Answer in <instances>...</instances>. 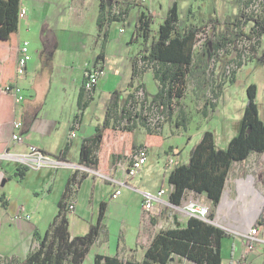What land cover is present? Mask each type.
<instances>
[{
  "label": "crops",
  "instance_id": "obj_1",
  "mask_svg": "<svg viewBox=\"0 0 264 264\" xmlns=\"http://www.w3.org/2000/svg\"><path fill=\"white\" fill-rule=\"evenodd\" d=\"M125 1L128 3L127 8H122L119 0H102V14L105 20L102 21V31L100 32L97 22L101 14L99 9L100 0H19L18 2V11L21 7H24L27 14L20 18L17 11L11 81L14 78L17 47L23 40L29 42L31 59L27 64L24 75L17 78V82L22 87L24 94L21 102L15 103L9 94L10 97L0 94V119L3 115L6 101H8L9 105L8 118L0 121V187L7 185L13 179L24 180L27 178L28 172H33L31 178L34 177L36 180L33 185L35 193L37 194L38 191H41L42 195L46 196L45 193L51 191L55 180L61 174L60 178L63 179L62 183L64 184L60 196L55 200L58 203L67 180L74 177L78 180L73 193L74 209L67 214L68 231L71 236L85 234L90 224H95L98 215V211L96 214L93 211V200L85 202L80 198L79 191L88 175L93 178L100 175L84 171L81 168L83 165H80L78 160L81 144L85 139L90 138L95 129L101 125L105 112L98 124L97 122L100 119L98 116L87 120L84 119L85 110L89 101L101 94L106 98L107 108L111 92L115 90L122 91L119 95L117 106L110 113V121L123 124L126 114L122 112V107L125 106L127 108L130 100L129 95L135 92V86L138 85L136 84V77L132 86H129V79L125 87H110L115 80L116 73L110 76L107 67L109 62H111V57L115 59H117V55L120 58L122 57L120 52L122 44L110 39L107 26L114 21L126 22L129 8L132 6L136 8L137 15L133 22V31L129 40L125 41L127 45L133 44V42H138L139 44L138 49L130 58L131 78L132 59L141 48V40L136 39L134 35V26L138 14L142 10L145 11L144 7H146L154 15L156 25V23L162 22L166 11L170 7L168 6L169 0H163L164 5H162L161 10L156 9L159 2L156 0H147L144 7L137 4L136 0ZM254 2L255 0H233V6L238 11L247 3L248 6L244 8V10H247ZM125 9L126 12L123 13L122 11ZM262 9V12L259 13L264 17V0H262ZM189 14L193 16L192 10L189 11ZM208 19L213 18L205 16L202 18L201 23L195 21L192 25L199 26ZM210 25L212 24L208 23L207 27ZM116 49H119V51L116 52ZM95 62L103 68L104 75L94 86L91 97L85 99L84 94L80 97L85 80V71ZM109 72L111 71L109 70ZM9 82H6L5 85ZM142 84L144 85V83ZM5 85L0 88V92L5 93ZM144 88L151 94L156 91L152 92L147 87ZM126 98L128 99L127 103L124 100ZM214 100L217 101V97ZM78 109H81V114L77 118L78 125H73L76 119L75 112ZM206 116L198 118L197 121L193 114L184 113V126L176 123L173 125L167 124L168 122L162 124L160 131L164 136V140L159 146L146 148V162L139 170L140 175L147 173L149 168H154L158 174L161 173V183L156 191L160 187H165L164 180H167L170 171V169L165 167L167 155L174 153L177 164L187 163L193 148V146L190 148L189 145L191 136L201 131L199 130L198 122L206 121L209 118ZM13 120L21 123V127L18 130L19 141L11 139V122ZM145 127L140 123L136 125V128H139L142 132V143L140 146L145 138ZM71 129H74L76 136L70 138ZM31 147H35L38 151H45L48 155H42L44 158H49L51 162H43L38 168H33L28 165H22L15 159L3 158L5 153L10 155H28L31 158H35L36 153L32 151ZM132 148L135 153L137 148H134L133 145V134ZM54 155H60V159L53 157ZM132 155L133 153L126 157H121L117 162L128 163ZM250 156L260 161L257 178H254L251 173L242 172V170H238L232 175H227L220 201L213 213L212 223L229 233L221 241V264H264V212L262 206L264 205V152H251L247 159ZM148 161L149 164L147 165ZM18 168L24 169L22 177L15 175ZM51 169L53 171L50 177L46 178L43 176L45 171L48 173ZM109 175H114V169ZM231 176L233 177L232 179H230ZM3 180L5 182L2 186ZM102 180L110 188V197L115 185L106 181L103 177ZM137 180L138 178L135 176L123 188L127 190L136 189L133 185H135L134 181ZM94 187L95 183L92 184V190H94ZM138 192L140 194L136 208V213L140 217L138 225L130 226L129 222H127L129 218L128 201L119 200V205L123 206L124 209L121 216L122 225L127 222L126 234L123 233L120 238V233L116 238L114 248H111L109 231L107 229L104 232L102 229L91 244L89 252L94 251L96 245H101L103 249L96 250L95 254L117 255L119 258L124 259H132L129 256L132 253L142 255L144 249L160 229L180 228L186 225L189 216L184 209L185 201L195 198L200 203L209 202L204 194L188 191L181 203L176 205V207L175 204L169 202L168 195H163L161 201L155 202L153 210L148 213L141 210V191ZM3 194L6 195V192H3ZM6 197L7 204L5 207L1 206L2 208L0 209V260H21L38 246L40 236L45 233L51 223L50 220L47 222L41 221L43 218L42 201L46 197L36 206L37 216L33 214L34 211H27L23 205L25 211L30 214V219L23 218L18 211L19 205L11 203L9 197ZM57 210L58 206L56 204L52 214L53 217ZM112 213L110 203L107 201L104 216L112 215ZM39 219L40 222H38ZM104 225L107 227V224ZM253 226L258 228L257 238L259 240L255 241L253 248L246 253L245 257H241V253L247 245V239L243 236V233H248Z\"/></svg>",
  "mask_w": 264,
  "mask_h": 264
},
{
  "label": "trees",
  "instance_id": "obj_2",
  "mask_svg": "<svg viewBox=\"0 0 264 264\" xmlns=\"http://www.w3.org/2000/svg\"><path fill=\"white\" fill-rule=\"evenodd\" d=\"M256 1V0H255ZM19 0H0V88L12 79L11 66L13 46L17 28V11ZM138 4V3H137ZM140 5V4H139ZM245 3L237 13L231 16V31L226 33L218 30L217 19H208L199 26L179 27L177 5L172 3L166 11L161 23L155 26L154 15L144 7L145 11L138 14L135 26V38L141 40V48L132 59V72L129 86L133 85L138 75L137 61L141 60L152 68V75L157 82L154 93H148L142 83L136 85L144 92V109H155L158 115H171L174 105L184 97L187 80L194 65L193 44L199 32L211 23L214 33L212 47L214 50L225 47L228 42L245 35L254 50L256 46L254 34L264 35V17L261 13L246 14ZM143 7V6H142ZM262 8V5H261ZM101 14L97 20L99 32L102 31L103 4L100 0ZM126 12V9L122 11ZM122 14V13H121ZM251 23L249 32L242 30L243 23ZM254 31V33H253ZM232 35L233 37H228ZM213 54V52H212ZM3 88V87H2ZM1 91V90H0ZM83 88L80 97L83 96ZM122 91L111 92L110 101L105 111V117L90 138L81 144L80 165L86 166L103 175L113 171L117 160L133 152L132 134L137 123L147 127L141 147L159 146L164 140L161 120L151 122L149 114L138 110L132 113L135 105V92L131 93L127 108L122 107L126 119L123 124L111 122L110 113L117 106ZM1 95L9 96L3 92ZM10 97V96H9ZM0 121L9 116L8 101ZM146 113V114H145ZM150 119V120H149ZM180 123L185 125L184 111H180ZM43 155H48L40 150ZM251 152H264V120L258 116L256 101V86L251 83L246 88V103L240 120L239 130L228 142L221 147L215 144L214 133L204 130L199 141L193 146L189 161L176 164L170 169L167 177L173 190L168 196L169 202L179 205L188 191L204 194L212 205H216L221 197L225 180L234 161H245ZM53 157L60 159V155ZM1 167V159H0ZM24 169L18 168L15 175L22 177ZM251 180V178H250ZM78 180L69 178L58 200V210L45 233L40 236L38 246L21 259H11L0 264H82L91 244L102 230L106 203H99L95 224H90L83 235L71 236L68 231L67 201L76 187ZM7 197L1 196V206L5 207ZM264 212V205H263ZM213 218L212 211L209 219ZM229 233L211 222L190 216L184 227L160 229L151 239L142 253L140 260L119 258L117 255L95 254L93 264H168L171 256L176 254L193 264H221V241Z\"/></svg>",
  "mask_w": 264,
  "mask_h": 264
},
{
  "label": "rangeland",
  "instance_id": "obj_3",
  "mask_svg": "<svg viewBox=\"0 0 264 264\" xmlns=\"http://www.w3.org/2000/svg\"><path fill=\"white\" fill-rule=\"evenodd\" d=\"M122 8H127L128 3L125 0H119ZM128 1V0H127ZM135 1V0H130ZM159 1L156 6L157 10H161L164 5L163 0ZM177 5L178 14V26L186 27L191 26L193 22H202V18L205 16H211L213 19H218L220 23L216 24L217 29L223 32L231 31L232 25L230 24L231 16L237 13V9L233 6V0H169L168 6L172 3ZM215 9V11H214ZM192 10L193 16L189 14ZM261 7H250L245 10L246 14L252 15L253 13L262 12ZM137 10L134 6L129 8L126 22L114 21L107 26L110 39L122 44L120 52L122 57L117 59L111 57L107 70L109 75L115 74V80L110 87H125L130 79L131 63L130 58L138 49V42L127 45L125 41H128L133 31V22L136 18ZM226 17V18H225ZM159 23V22H158ZM156 23L155 26L158 25ZM251 23H243L242 30L249 32ZM122 28V31L119 30ZM213 28L212 26H206L204 30L198 33L197 38L193 44L194 50V65L191 68L190 74L187 80V87L184 97L178 101V104L174 105V109L171 115H158L155 113V109H144V96L138 95L135 99L134 109L132 113L138 110H142L149 114L152 121L157 122L161 120L162 124H174L180 123V111L183 110L185 114H193L198 118L209 117L206 121L198 122L199 133H195L191 136L190 148L196 144L201 136L202 131L211 130L214 133L215 144L217 146H227L229 140L237 134L239 130L240 120L246 103V88L249 84L253 83L256 86V101L258 107V116L264 120V35L258 37L254 34L257 44L252 50L250 42L245 35L237 37L236 48L234 43L228 42L225 47L218 50H214L212 47L213 40ZM252 32V31H251ZM254 33V31H253ZM228 37H233L228 35ZM119 49H116L118 52ZM213 52V54H212ZM109 70L111 72H109ZM138 75L136 78V84L144 83V87H147L149 91L154 92L157 88V82L152 75V68L146 66L143 61H137ZM109 86V85H108ZM139 92L140 88L134 90ZM143 93V91H142ZM135 94V93H134ZM137 95V94H135ZM144 95V94H143ZM217 97V101L214 98ZM106 109V98L103 94L95 96L89 101L88 107L85 110L84 119L94 118L98 116L100 119L98 124L102 120L103 114ZM213 110V111H211ZM156 117H159L156 119ZM145 126V125H144ZM147 129V127H145ZM198 129V128H197ZM142 143V132L139 128L133 129V145L137 148ZM185 154V153H184ZM149 164V161L147 165ZM260 161L250 156L245 161H234L229 169V174L232 175L238 170L242 172L251 173L254 178L259 170ZM146 165V167H147ZM52 169L47 173H43L46 178L52 175ZM33 172H28L27 178L13 179L9 181L7 185L0 187V209L1 196L3 192H6V196L9 197L11 203L15 205H24L27 211H34L36 214V206L42 201L43 218L41 221H52L53 210L56 208V199L60 196L63 179L58 175L55 180V184L51 191L42 195L41 191L37 194L34 191L35 178H31ZM47 173V174H46ZM138 180L134 181L133 185L136 187L134 190H127L121 188V193L118 198L109 197V186L103 182L101 176L92 177L88 175L84 184L82 185L79 196L85 202L93 200V211H98V205L101 201L107 203L109 201L112 208V215L104 216L102 229L104 232L109 231L111 248H114L116 238L120 234V238L123 233L126 234V225L129 222L130 226L138 225L140 220L139 215L136 213L137 203L139 202V192L143 190H149L151 193H155L157 187L161 183V173L158 174L155 169L149 168L147 173L140 175L139 171L136 174ZM264 176V175H263ZM233 177L231 176L230 179ZM250 179V178H249ZM95 181V182H94ZM95 183L94 190H92V184ZM169 185L167 180H164L165 188ZM49 194V195H48ZM192 194V193H191ZM194 195V194H193ZM119 200H126L129 204V218L126 223L122 225L121 216L123 214V206L119 205ZM210 211L215 212L216 205H212L210 202ZM9 210V208H8ZM50 218V219H49ZM213 220V218H212ZM40 222V219L39 221ZM104 224H107L105 227ZM48 225V224H47ZM103 249L101 245H96L94 251H90L83 264H92L96 250ZM132 259H141L142 255L139 253L129 254ZM5 262L4 260H0ZM168 264H193L190 260H187L181 256L173 254Z\"/></svg>",
  "mask_w": 264,
  "mask_h": 264
},
{
  "label": "built area",
  "instance_id": "obj_4",
  "mask_svg": "<svg viewBox=\"0 0 264 264\" xmlns=\"http://www.w3.org/2000/svg\"><path fill=\"white\" fill-rule=\"evenodd\" d=\"M146 1L147 0H136V3L144 7ZM261 5H262V0H256L252 4V7H261ZM26 14H27L26 9L24 7H21L18 11V16L22 18ZM120 30L122 31V28H120ZM30 59H31V53L29 50V42L26 40H23L18 44V47H17L14 78L11 82H9L4 87V92L11 95L15 103H20L21 100L23 99V96H24L23 90H22V87L18 84L17 78L24 75L27 64L30 61ZM103 75H104L103 68L99 64H96V62L86 69L85 80L82 85V88L84 90L83 94H84L85 99H89L91 97V93H92L94 86L97 84V82ZM142 91L143 90L140 89L139 92L138 91L135 92V94H137L135 96L137 97L138 95H142L143 97L144 92L142 93ZM80 114H81V109H78L75 112L76 119L73 125H78L77 118H78V115ZM158 118L159 117H156V119ZM152 123H154V121H152ZM20 127H21V123L19 121L13 120L11 122V139L13 141L20 140V137L18 134V130L20 129ZM74 136H76V132L74 131V129H71L69 133V137L71 138ZM31 149L33 152L36 153L35 158H31L28 155H10L8 153H5V155H3V158L15 159L20 164L28 165L33 168H38L39 166L42 165L43 162H51L49 158H44L41 151H38V149H36L35 147H31ZM146 158H147L146 148L140 146L139 148H137L136 152L133 153L128 163L118 162L115 165L114 175H103V174L98 173L95 170H92L84 166H82L81 168L84 171H90L92 173L99 174L106 181L113 183L115 185V189L111 193L110 197L116 198L121 193V188L125 186L130 179L134 178L137 172L143 167V165L146 162ZM176 164H177V160L174 156V153H169L167 155L166 162H165L166 169H172ZM74 190H75V187H73V191ZM172 190H173V185L169 184L166 188L160 187L155 193H151L149 191H141V197H142L141 210L143 212L149 213L150 211L153 210V204L157 201H161V198L163 197V195L169 196ZM73 193L74 192L71 193L67 201V209L69 210V212L74 209ZM184 209L187 212L189 217L190 216L197 217L203 221L212 223V219H209L210 207L208 204L200 203L195 198H190L189 200L184 202ZM18 211H19V214L23 216V218L30 219V214L25 211L23 205H20L18 207ZM257 234H258V228L256 226H253L249 230L248 233H243V236L246 237L247 239V245L245 249L242 251L241 257H245L246 253L253 248L255 241L259 240L257 238Z\"/></svg>",
  "mask_w": 264,
  "mask_h": 264
},
{
  "label": "water",
  "instance_id": "obj_5",
  "mask_svg": "<svg viewBox=\"0 0 264 264\" xmlns=\"http://www.w3.org/2000/svg\"><path fill=\"white\" fill-rule=\"evenodd\" d=\"M4 182H5V181L3 180L2 183H1L2 186H3ZM221 195H222V194H221ZM220 198H221V197H220ZM219 201H220V200H219ZM219 201H218V202H219ZM262 206H263V205H262ZM192 263H193V262H192Z\"/></svg>",
  "mask_w": 264,
  "mask_h": 264
}]
</instances>
